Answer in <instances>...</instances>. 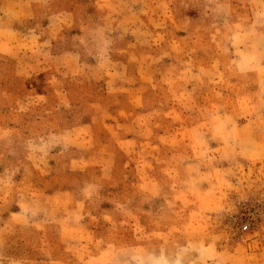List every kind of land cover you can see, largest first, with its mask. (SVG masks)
I'll list each match as a JSON object with an SVG mask.
<instances>
[{"label":"rangeland","instance_id":"1","mask_svg":"<svg viewBox=\"0 0 264 264\" xmlns=\"http://www.w3.org/2000/svg\"><path fill=\"white\" fill-rule=\"evenodd\" d=\"M0 264H264V0H0Z\"/></svg>","mask_w":264,"mask_h":264}]
</instances>
